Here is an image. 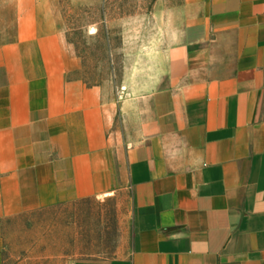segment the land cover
I'll list each match as a JSON object with an SVG mask.
<instances>
[{"label": "crops", "instance_id": "crops-1", "mask_svg": "<svg viewBox=\"0 0 264 264\" xmlns=\"http://www.w3.org/2000/svg\"><path fill=\"white\" fill-rule=\"evenodd\" d=\"M53 0H0L2 224L128 197L129 245L73 264H264V0L156 10L116 87L70 76Z\"/></svg>", "mask_w": 264, "mask_h": 264}, {"label": "rangeland", "instance_id": "rangeland-1", "mask_svg": "<svg viewBox=\"0 0 264 264\" xmlns=\"http://www.w3.org/2000/svg\"><path fill=\"white\" fill-rule=\"evenodd\" d=\"M58 28L71 52L70 76L116 87L121 55L135 49L156 10L180 0H53ZM125 194L57 205L2 224V264H73L111 259L129 245Z\"/></svg>", "mask_w": 264, "mask_h": 264}]
</instances>
